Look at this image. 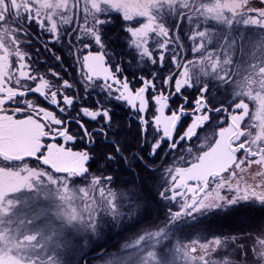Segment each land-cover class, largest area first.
<instances>
[{"label":"snow or ice","instance_id":"1","mask_svg":"<svg viewBox=\"0 0 264 264\" xmlns=\"http://www.w3.org/2000/svg\"><path fill=\"white\" fill-rule=\"evenodd\" d=\"M114 15L130 59L108 49ZM113 100L135 113L138 152L109 139ZM214 119V143L194 146ZM98 142L112 149L103 164ZM137 164L156 174L163 220L104 247L106 226L141 207ZM241 205L264 209V0H0V264H264V219L203 241L180 231Z\"/></svg>","mask_w":264,"mask_h":264},{"label":"trees","instance_id":"2","mask_svg":"<svg viewBox=\"0 0 264 264\" xmlns=\"http://www.w3.org/2000/svg\"><path fill=\"white\" fill-rule=\"evenodd\" d=\"M121 22L119 15H114V23L112 25H109L105 31L107 32L106 40L108 43V49L110 52L114 53L117 59L124 58V59H130V57L127 54L128 52V44L126 43V33L121 31ZM39 47V45H37ZM50 47H53L50 45ZM54 51L58 55L63 56L64 52L60 50L59 45L54 46ZM46 57L45 60L47 62L53 63V60L51 59L50 55L47 53H44L43 49H41V57ZM69 61L66 60L65 66ZM151 71H158L157 68H151ZM170 69L168 65V61L165 63L164 68V74H167V72ZM138 75L145 74L144 72H137ZM139 86V85H137ZM183 95L188 96L190 101H194L196 97L195 91L191 89H186L183 93ZM222 96V94H221ZM43 102V101H42ZM44 103V102H43ZM182 103L181 99L179 97H176L174 100L170 101L171 108L175 109L178 104ZM106 107L111 109V117H112V124L113 127L119 128V131L113 135L112 133H109V139H116L119 141H123L125 144V147L127 148L126 155L130 152H138L139 146L141 143V137H140V126L136 123L135 119H133V116L135 113L133 110L128 106L125 102L116 101L113 100L111 103L105 105ZM192 104L190 103L187 106V112L190 114L192 112ZM154 111V108L152 109ZM75 115V113H73ZM102 122V121H101ZM191 122V116L185 117L183 119V124L186 127L188 123ZM87 123L91 127H97V124L91 120H87ZM217 119H214L211 124L205 127V129L201 130L199 132V137L197 139H194L193 145L199 146L200 143L203 142L204 137H208L210 135H213L215 131L218 130L217 127ZM72 129L76 130V125H71ZM184 128L178 129L180 133H182ZM212 142V139H210ZM73 148L82 150L84 145L80 143L79 141L75 143L70 144ZM163 148L167 149V144L163 146ZM111 145L103 142H98L93 150V154L96 156V160L99 161L100 164H103L104 161L100 159V157L111 151ZM204 150V148H202ZM148 149H144V153L142 155H145L147 153ZM165 152L160 151L159 155L156 157L157 162H159L160 157L164 156ZM171 155H176V153H173ZM186 158L190 159V157ZM171 160V157H170ZM150 163V161H149ZM183 165V164H180ZM90 168L95 171L98 167V164L96 161L90 162ZM179 166V165H178ZM134 170L136 172L140 173L141 180H136V186L140 189V195L143 197L142 200L139 201L141 204V207L138 210H133L134 218L132 221L124 220L122 223L113 224V226H110V232L107 235H103L102 238V245L104 247H109L111 245L119 246L122 244V241L126 240L129 236H131L133 233H135L138 229L145 227L149 224H154L158 221L163 220L164 216V205L155 198V191H156V184L153 179V177L156 175L155 173H150L147 170L143 168V165L137 164L134 166ZM121 180L122 181H132L133 177L130 173L127 172H121ZM239 208V207H238ZM241 209V208H240ZM228 211H231V209H227L226 211L218 212V214H210L206 218H202L200 223H193L190 224V230H192L194 233L198 234L199 236L203 237H213L216 236H227V235H234L237 233L235 231L234 226L229 227H223L218 225V217L223 216ZM214 219L216 222H214ZM136 221H139L137 223ZM188 226V225H187ZM183 229H187L185 226Z\"/></svg>","mask_w":264,"mask_h":264},{"label":"rangeland","instance_id":"3","mask_svg":"<svg viewBox=\"0 0 264 264\" xmlns=\"http://www.w3.org/2000/svg\"><path fill=\"white\" fill-rule=\"evenodd\" d=\"M45 38H47V37H45ZM185 44H186V47H190L189 45H187V42L185 41ZM188 57L189 58H192V54L189 52L188 53ZM45 58L46 57H41V59L42 60H45ZM167 62V59H166V61H165V63ZM48 64H51L50 62H48ZM41 67L42 68H44L45 67V65H41ZM31 98H35V97H31ZM41 103L43 104V102L41 101ZM45 106H47V105H45ZM250 109H252L253 111L255 110V108H254V106L253 105H250ZM165 114H168V110L166 109L165 110ZM221 115H223V114H221ZM217 123H218V119H217ZM245 123H248V121H247V119H246V121H245ZM222 126H224V127H226L227 125L226 124H224V125H222ZM212 136L213 135H210V136H208V137H204V140H203V142L202 143H200L199 144V146H201V145H205V147H203L204 148V151H206L207 150V145H210L211 143H214V139H212ZM210 139H212V142L210 141ZM53 142H55V143H57V144H63L64 143V141L62 140V139H57L56 141H51V140H49V139H47V138H45V140H44V143H53ZM72 142H69L67 145H65L66 147H70V148H72L73 149V151H79L78 149H75V148H73L70 144H71ZM196 154H198V153H196V152H194L193 153V155H196ZM27 163H29L30 165H35L36 164V161L34 160V159H28L27 160ZM179 166H185V165H179ZM259 169H257L255 166L253 167V169H252V171L253 172H256V171H258ZM252 172V173H253ZM225 207H227V206H225ZM225 207H223V208H220V209H217V210H214L211 214H218L219 215V213L218 212H221V211H226V209H231V211H228L226 214H224L223 216H219L218 217V225L219 226H223V227H229L230 226V224H231V226H234L236 229H235V231H238L239 232V234L241 233V232H244V231H249L250 229H251V227L252 226H254L253 224H254V222L256 221V220H258L259 218H260V215H257V214H255L254 213V210L256 209V208H254V206L252 207V205H250V206H246V207H243L242 206V208L240 209V206H238V207H227V208H225ZM135 213V212H134ZM210 214H208V215H205V216H203V217H198L197 218V220H198V222H196L197 224L198 223H200V221H201V219L202 218H206L207 216H209ZM125 220H127V218H125ZM214 222H216V220L214 219ZM190 224H193L192 222H189L187 225H185L186 227H187V229H180V231H181V233L184 235V236H191V237H199L202 241L204 240V239H210L211 237H201V236H199L198 234H196V233H194L192 230H190L189 228V226H190ZM110 226L112 227L113 226V224L112 223H109L107 226H106V228H105V231H104V236L105 235H107V234H109V232H110ZM189 227V228H188ZM104 236H102V238L104 237ZM214 236H216V235H214ZM125 241V240H124ZM124 241H122V243H124Z\"/></svg>","mask_w":264,"mask_h":264},{"label":"flooded vegetation","instance_id":"4","mask_svg":"<svg viewBox=\"0 0 264 264\" xmlns=\"http://www.w3.org/2000/svg\"><path fill=\"white\" fill-rule=\"evenodd\" d=\"M252 172H253V171L251 170V173H252ZM251 173H245V174H244V175H245V178L248 179L250 183L252 182V180H251ZM253 173H254V172H253ZM242 206H243V207H246V206H250V205H241L240 208H242ZM253 206H254V205H252V207H253ZM225 208H227V207H225ZM254 208H256V209L254 210V213L257 214V215H260V218H259L258 220H256V221L254 222L253 225H255V223H257L259 220L264 219V209H261V208H259L258 206H254ZM226 210H227V209H226ZM240 234H241V233H240ZM234 235H239V232L237 231V233H235Z\"/></svg>","mask_w":264,"mask_h":264}]
</instances>
